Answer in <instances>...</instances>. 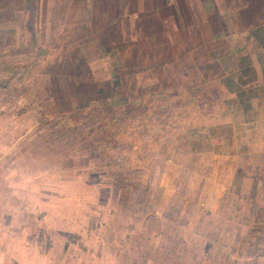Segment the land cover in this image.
Listing matches in <instances>:
<instances>
[{
    "label": "rangeland",
    "instance_id": "rangeland-1",
    "mask_svg": "<svg viewBox=\"0 0 264 264\" xmlns=\"http://www.w3.org/2000/svg\"><path fill=\"white\" fill-rule=\"evenodd\" d=\"M255 7L211 40L181 15L62 32L0 0V264H264Z\"/></svg>",
    "mask_w": 264,
    "mask_h": 264
},
{
    "label": "crops",
    "instance_id": "crops-1",
    "mask_svg": "<svg viewBox=\"0 0 264 264\" xmlns=\"http://www.w3.org/2000/svg\"><path fill=\"white\" fill-rule=\"evenodd\" d=\"M20 1L24 2V0ZM238 1L236 0V5H232L231 0L225 2L224 0H36V5L39 11L46 10L45 13L40 12L47 18L46 24L54 25L56 17L61 18V22H58L61 28L58 31L62 32H142L147 26L154 27L148 23L150 20L159 32L168 36L174 29V16L181 15L183 18L187 17L183 19L185 23L181 24L182 32H190L192 29L198 33L209 34L211 40H217L216 35H221L226 30L223 28L227 24L223 23L222 19L223 8H227L226 6L230 5L229 9L227 8L230 16L235 7L253 9L258 4L255 8L260 6L259 9L264 10V0H245L246 4L242 3V6L237 5ZM163 9H169V13L163 14ZM203 18L213 19V28L206 25V22L201 20ZM137 20L140 22L139 25L136 24ZM263 24L264 19L256 22L255 26ZM66 25L69 28H66ZM198 39V45L204 43L201 36H198ZM193 44L194 42L190 48H197ZM166 47H172L168 38H166Z\"/></svg>",
    "mask_w": 264,
    "mask_h": 264
}]
</instances>
